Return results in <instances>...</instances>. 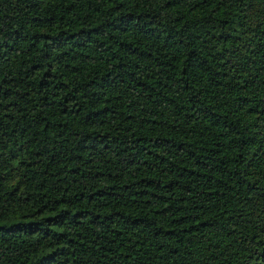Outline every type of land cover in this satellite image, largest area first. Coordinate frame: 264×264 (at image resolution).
Masks as SVG:
<instances>
[{
  "label": "trees",
  "instance_id": "1",
  "mask_svg": "<svg viewBox=\"0 0 264 264\" xmlns=\"http://www.w3.org/2000/svg\"><path fill=\"white\" fill-rule=\"evenodd\" d=\"M0 264H264V0H0Z\"/></svg>",
  "mask_w": 264,
  "mask_h": 264
}]
</instances>
